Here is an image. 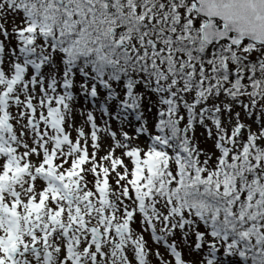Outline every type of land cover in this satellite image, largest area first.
<instances>
[{"label": "snow or ice", "instance_id": "snow-or-ice-1", "mask_svg": "<svg viewBox=\"0 0 264 264\" xmlns=\"http://www.w3.org/2000/svg\"><path fill=\"white\" fill-rule=\"evenodd\" d=\"M0 264H264V0H0Z\"/></svg>", "mask_w": 264, "mask_h": 264}]
</instances>
